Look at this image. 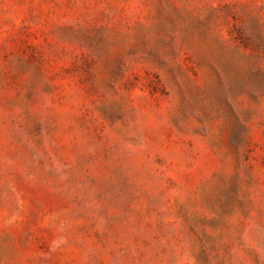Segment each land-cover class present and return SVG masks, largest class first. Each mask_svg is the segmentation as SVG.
I'll use <instances>...</instances> for the list:
<instances>
[{
  "label": "rangeland",
  "instance_id": "obj_1",
  "mask_svg": "<svg viewBox=\"0 0 264 264\" xmlns=\"http://www.w3.org/2000/svg\"><path fill=\"white\" fill-rule=\"evenodd\" d=\"M0 264H264V0H0Z\"/></svg>",
  "mask_w": 264,
  "mask_h": 264
}]
</instances>
